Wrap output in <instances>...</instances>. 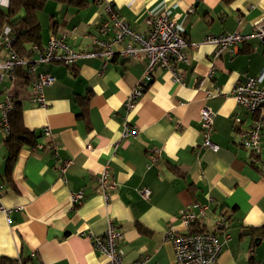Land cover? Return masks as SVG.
<instances>
[{
  "label": "crops",
  "instance_id": "obj_1",
  "mask_svg": "<svg viewBox=\"0 0 264 264\" xmlns=\"http://www.w3.org/2000/svg\"><path fill=\"white\" fill-rule=\"evenodd\" d=\"M2 1L6 5L0 11H5L9 0ZM98 1L47 0L36 13L40 46L63 34L76 51L92 52L96 25L105 18ZM108 1L139 33L146 30L147 19L175 3L172 15L188 43V61L177 65L183 84L156 70L147 90L126 111L124 103L146 59L116 55L103 67L98 57L80 58L73 69L54 62L36 70L54 78L43 90L41 108L32 100L23 69L5 76L0 101L9 96L12 105H20L22 125L36 142L22 146L7 166L6 135L0 131V207H20L10 213L9 223L0 211V259L5 264L25 259L34 264H106L88 236L103 234L111 220L121 235L123 264L144 256L149 258L145 264H173L166 237L186 231L179 221L182 209L196 212L205 206L206 214L191 229L217 233L221 252L214 264H264V236L250 231L264 225V127L253 162L240 144L250 119L230 94L245 77L258 73L264 42L246 39L216 60L214 46L203 43L209 36L250 34L264 21V0ZM204 108L213 114L216 151L202 147ZM237 111L241 122L235 125ZM153 148L160 157L149 165ZM61 160L70 161L63 181L57 169ZM105 165L115 186L107 203L96 191ZM141 189L150 191L148 200L140 197ZM75 192L84 198L74 206L70 195ZM220 218L228 223L224 231L215 224Z\"/></svg>",
  "mask_w": 264,
  "mask_h": 264
},
{
  "label": "built area",
  "instance_id": "obj_2",
  "mask_svg": "<svg viewBox=\"0 0 264 264\" xmlns=\"http://www.w3.org/2000/svg\"><path fill=\"white\" fill-rule=\"evenodd\" d=\"M4 5L6 4L0 0V6ZM98 5L102 6L105 18L96 25L91 41L94 50L89 53L76 51L68 45L65 35L59 34L52 35L45 46L31 45L23 55H19L12 47L14 29L9 26L0 29V82L5 76L11 78L16 68L23 69L25 77L30 81L32 100L39 107L44 108L43 90L53 84L54 78L47 74L36 73L38 66L58 62L68 69H73L80 58L98 57L103 61L104 67L108 61L119 55L133 61L146 59L143 73L124 103L126 111L132 110L147 90L156 70L168 72L173 82L179 85L183 84L182 75L177 69V65L187 63L188 43L178 30L176 18L172 15V8L176 7L175 3H172L159 15L147 19L146 30L143 33L135 31L114 9L112 2L99 0ZM249 38L264 42V21L255 24L252 32L246 36L238 32L217 37L209 36L204 39L203 43L214 46L212 59L216 60L225 51L234 52L243 41ZM230 94L242 113L250 119L249 127L240 134V144L243 149L249 152L254 162L260 153V138L264 127V116L261 115L264 108V63L256 75L245 77L242 82L233 87ZM212 96H214L212 93H207V97ZM12 107L9 96L0 101V131L5 135L9 132L8 113ZM239 116L240 112L237 111L233 117L235 125L241 122ZM200 124L203 138L202 147L216 151L218 147L211 141L213 124L211 111L205 108L201 110ZM53 149L56 151L57 147L54 146ZM150 153L148 161L149 165H152L160 157V150L153 148ZM69 164L70 161L61 160L57 165L62 181ZM114 188V183L110 180L109 167L105 165L97 176L96 191L107 203L110 198L109 193ZM138 193L142 199L148 200L150 197L148 189H141ZM83 198L82 192L70 195L71 203L74 206L79 205ZM18 210L20 207L13 209L0 207L7 223L11 221L10 213ZM206 210L205 206L198 207L196 212L188 208L181 210L179 221L186 231L181 234L171 233L166 237L173 247L175 256L173 264H214L217 260L221 252V241H219L217 233L191 229V225L197 217H203ZM215 224L220 231L228 228L225 218L217 219ZM88 238L92 249L106 259V264H123V252L120 248L121 235L116 230L113 221H108L107 229L103 234L89 235ZM228 239L227 235H223V241H228ZM33 257L34 255H31V258ZM148 259V256H144L134 264H145Z\"/></svg>",
  "mask_w": 264,
  "mask_h": 264
},
{
  "label": "trees",
  "instance_id": "obj_3",
  "mask_svg": "<svg viewBox=\"0 0 264 264\" xmlns=\"http://www.w3.org/2000/svg\"><path fill=\"white\" fill-rule=\"evenodd\" d=\"M47 0H9V5L5 11H0V29L9 26L14 29L12 47L19 55L27 51V47L36 45L40 47V27L37 21L36 13L41 9ZM69 4H79L82 0H60ZM9 132L6 134L4 144L7 149V166L14 159L17 151L22 146L35 145V136L24 128L21 122V107L14 103L11 111L8 113ZM259 236H264V225L257 228H251ZM258 240V239H256ZM7 261L0 259V264ZM13 264V262H10ZM14 264H34L31 260L25 259L17 261Z\"/></svg>",
  "mask_w": 264,
  "mask_h": 264
}]
</instances>
